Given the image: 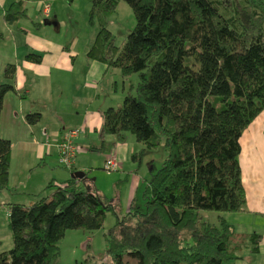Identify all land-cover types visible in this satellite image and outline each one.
<instances>
[{"label": "trees", "instance_id": "trees-1", "mask_svg": "<svg viewBox=\"0 0 264 264\" xmlns=\"http://www.w3.org/2000/svg\"><path fill=\"white\" fill-rule=\"evenodd\" d=\"M87 1L98 31L86 58L123 81L138 75L121 106L103 111L102 132L134 136L143 146L134 159L161 147L167 156L148 180L143 207L131 206L122 218L117 199L74 171L29 206L7 204L12 248L0 253V264H53L66 231L99 230L109 213L116 221L104 233L100 264H229L257 254L260 235L237 232L225 215L245 210L239 138L264 110V0ZM119 1L135 20L121 46L107 28ZM27 17L18 0L3 20ZM25 58L39 64L42 54ZM3 76L0 120L5 95L17 93L15 66L7 64ZM39 120V113L25 116L30 125ZM10 160L11 142L0 137V191L8 187ZM201 211L221 214L218 224L201 220Z\"/></svg>", "mask_w": 264, "mask_h": 264}, {"label": "crops", "instance_id": "crops-1", "mask_svg": "<svg viewBox=\"0 0 264 264\" xmlns=\"http://www.w3.org/2000/svg\"><path fill=\"white\" fill-rule=\"evenodd\" d=\"M15 1L18 0H0V67H3L0 78L4 79L5 66L13 64V84L17 92L5 95L0 120V137L11 142L6 189L16 190L22 185L25 192L36 195L45 190L49 183H65L71 178V171L88 174L96 165H101L104 170L105 161L114 158L118 163L116 174L106 175L109 189L114 190L115 185L112 198L105 195L103 186L95 185L94 180L88 178L91 174L86 177L99 194L119 201L116 216L122 218L129 213L131 206L136 205L141 192L143 197L148 180L155 171L151 165L143 169V156L133 158L143 147L134 136L124 133L118 137L102 132V113L107 108L121 106L122 97L126 94V81L121 79L119 73L118 76L109 74L110 69L98 61L86 59L77 62L78 54L70 46L57 43L47 35V26L36 22L29 8L47 16L52 12L51 0H23L28 17L15 24L6 23L3 20L5 11ZM30 2L36 3V6L29 5ZM45 5L48 6L46 15L43 12ZM35 24H39V27H35ZM29 53L42 54L41 62L35 64L27 60L25 56ZM118 80L124 84L121 96L117 93ZM66 88L71 95L68 101L61 103L60 108L45 96L51 92L62 93ZM39 89H42V93ZM69 102L72 104L71 110L75 109L76 112L73 111L74 119L65 120L62 118L63 105ZM34 113L40 114V120L30 125L25 121V116ZM67 129L79 132L74 140L78 153L72 170L63 169L56 161V145ZM1 132L4 136H1ZM239 145L245 210L239 214H228L227 218H231L228 222L237 232L256 233L261 239L257 254L246 253L243 259L229 264H264V110L242 132ZM15 150L16 163H22L19 172L13 169ZM96 154L97 157H94ZM52 164L60 169L52 167L47 171L46 168ZM20 174H25L22 181Z\"/></svg>", "mask_w": 264, "mask_h": 264}, {"label": "rangeland", "instance_id": "rangeland-1", "mask_svg": "<svg viewBox=\"0 0 264 264\" xmlns=\"http://www.w3.org/2000/svg\"><path fill=\"white\" fill-rule=\"evenodd\" d=\"M52 1V12L47 16H42L38 14V12L31 10L29 5L36 6V3L30 2L28 8L31 14L34 16L36 22L41 24L43 27L47 26V35L57 43H62L67 47L70 46L71 50L78 54L77 62H84L86 58V53L89 47L92 45L97 31H98V21L96 19L93 20V23H90V3L87 0H74L73 2H69L67 0H51ZM45 8V6H44ZM46 9H44L45 11ZM135 26V20L133 16V12L129 5L124 1H119L115 13L107 18V28L111 32L115 44L117 46H121L125 41L128 34L132 31ZM46 33V32H45ZM87 50V51H86ZM79 62V63H80ZM3 67H0V73ZM119 72L115 69H110L109 74L118 76ZM112 78V76H111ZM119 79V78H118ZM4 82L3 77L0 78V84ZM125 83V93L129 89V83L132 85H136L138 83V75H132L128 81ZM68 83H66V86ZM122 80H118V96L122 94ZM42 93V89H39ZM134 94V90L131 91ZM71 92L69 90L55 93H49V95H45L49 101H54L58 107H61V103L64 101H68ZM42 96V95H41ZM123 99V97H122ZM121 100V104H122ZM72 104L66 103L63 105V113L62 118L65 120L74 119ZM76 112V111H75ZM72 129H67L65 131L68 132ZM3 134V135H2ZM130 134V133H127ZM131 135V134H130ZM1 136H4V133L1 132ZM2 138V137H1ZM13 155V169L14 172H19L22 168V163H16V150ZM98 153V152H97ZM54 155V154H53ZM99 155V154H98ZM167 156V152L164 148H159L157 150L150 151L146 153L142 159L144 160V168H148L147 165H151L155 168L154 173L159 170L162 166L163 161ZM54 157V156H52ZM97 157V154L94 156ZM95 159V158H94ZM58 162V158L56 160ZM97 161V160H96ZM49 165V163H48ZM52 167L56 169L59 166H55L54 164L50 165L49 168H46L47 171ZM60 169V168H59ZM62 169V168H61ZM90 180H94L95 185L103 186L105 190V195L108 198H112L114 196V190L107 186L109 185V180L106 177L108 174L104 170H102L101 165H96V168L89 171L86 176ZM116 172H112L108 175H115ZM21 178H25L24 175H19ZM27 177V175H26ZM19 178V179H20ZM116 180L113 181L115 184ZM110 192V193H109ZM47 195V191L43 190L41 193L36 195L28 194L24 191V187L19 185L16 190L13 189H4L0 191V253L7 252L12 248V239L11 234L8 228V208L7 203H20L23 205H31L40 198H43ZM142 195V192H141ZM140 195V199L137 200V207H143V199ZM106 197V198H107ZM10 203V204H11ZM221 215L212 211H201L200 218L203 221L209 222L210 224L217 225L218 224V216ZM126 216V215H125ZM228 214L225 215L227 221H230L231 218H227ZM116 217L113 214H107V217L103 223L101 229L96 230L94 232H87L83 230H68L65 232L64 237L59 241V257L53 264H100L105 259V239L104 233L106 230L111 228L115 224ZM130 223L133 220H128Z\"/></svg>", "mask_w": 264, "mask_h": 264}, {"label": "built area", "instance_id": "built-area-1", "mask_svg": "<svg viewBox=\"0 0 264 264\" xmlns=\"http://www.w3.org/2000/svg\"><path fill=\"white\" fill-rule=\"evenodd\" d=\"M44 9H46L43 11L44 15H46L48 6L45 5ZM78 133V130H69L56 145L58 164L63 169L70 170L73 168L78 153V147L74 140L78 136ZM103 169L110 174L118 169V163L114 158H108L104 163Z\"/></svg>", "mask_w": 264, "mask_h": 264}, {"label": "water", "instance_id": "water-1", "mask_svg": "<svg viewBox=\"0 0 264 264\" xmlns=\"http://www.w3.org/2000/svg\"><path fill=\"white\" fill-rule=\"evenodd\" d=\"M85 174L83 172H75L74 177L77 179H81Z\"/></svg>", "mask_w": 264, "mask_h": 264}]
</instances>
